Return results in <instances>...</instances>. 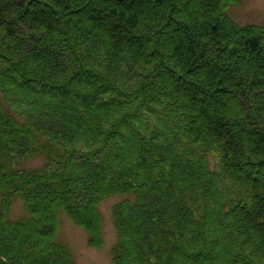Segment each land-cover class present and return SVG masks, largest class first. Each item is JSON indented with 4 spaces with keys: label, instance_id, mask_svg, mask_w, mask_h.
Segmentation results:
<instances>
[{
    "label": "trees",
    "instance_id": "16d2710c",
    "mask_svg": "<svg viewBox=\"0 0 264 264\" xmlns=\"http://www.w3.org/2000/svg\"><path fill=\"white\" fill-rule=\"evenodd\" d=\"M240 3L0 0V264H78L62 213L100 247L119 195L111 264H264V24Z\"/></svg>",
    "mask_w": 264,
    "mask_h": 264
},
{
    "label": "rangeland",
    "instance_id": "374dc122",
    "mask_svg": "<svg viewBox=\"0 0 264 264\" xmlns=\"http://www.w3.org/2000/svg\"><path fill=\"white\" fill-rule=\"evenodd\" d=\"M185 7H196L194 1ZM232 18L239 24L258 23L264 24V0H241L239 6L230 9ZM203 14V13H202ZM201 97H203L201 95ZM43 162V158H32L26 162L27 166H37ZM124 196H114L104 200L100 204L104 216L105 242L100 247H93L89 244L87 232L76 225L72 219L64 213L61 215L60 239L71 249L78 264H111L112 249L117 242V231L112 218V206ZM23 214L22 201L18 200L12 210L13 217ZM51 213L48 212L45 218L48 220Z\"/></svg>",
    "mask_w": 264,
    "mask_h": 264
}]
</instances>
